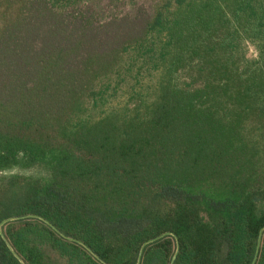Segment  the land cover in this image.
Returning <instances> with one entry per match:
<instances>
[{"label":"trees","instance_id":"trees-1","mask_svg":"<svg viewBox=\"0 0 264 264\" xmlns=\"http://www.w3.org/2000/svg\"><path fill=\"white\" fill-rule=\"evenodd\" d=\"M111 1L0 0V264H264V0Z\"/></svg>","mask_w":264,"mask_h":264},{"label":"rangeland","instance_id":"rangeland-1","mask_svg":"<svg viewBox=\"0 0 264 264\" xmlns=\"http://www.w3.org/2000/svg\"><path fill=\"white\" fill-rule=\"evenodd\" d=\"M136 3L137 5H148V0H137ZM91 4L96 8L103 19H109L113 16L122 15L127 12L134 13L132 11L135 10V7L129 5L128 3L124 4L123 1L115 2L111 0H91ZM247 49L249 55L254 53L253 46L248 45Z\"/></svg>","mask_w":264,"mask_h":264},{"label":"water","instance_id":"water-1","mask_svg":"<svg viewBox=\"0 0 264 264\" xmlns=\"http://www.w3.org/2000/svg\"><path fill=\"white\" fill-rule=\"evenodd\" d=\"M14 219H17V217H13V218H9V219L4 220L3 222H1L0 226H2V225H3L4 223H6L7 221L14 220ZM263 230H264V228H262L261 232H262ZM157 238H159V237H157ZM157 238H155V239H151V240L147 241L145 244L150 243V242L156 240Z\"/></svg>","mask_w":264,"mask_h":264}]
</instances>
